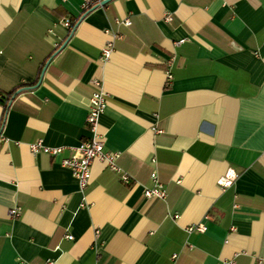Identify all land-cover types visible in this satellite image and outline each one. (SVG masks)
<instances>
[{"label": "crops", "instance_id": "0c3cea01", "mask_svg": "<svg viewBox=\"0 0 264 264\" xmlns=\"http://www.w3.org/2000/svg\"><path fill=\"white\" fill-rule=\"evenodd\" d=\"M81 12L0 0V94L24 88L0 101V264H264V0H112L64 26ZM94 79L132 181L95 161L82 191L59 161L91 137ZM152 172L165 200L143 195Z\"/></svg>", "mask_w": 264, "mask_h": 264}, {"label": "built area", "instance_id": "2783aa9c", "mask_svg": "<svg viewBox=\"0 0 264 264\" xmlns=\"http://www.w3.org/2000/svg\"><path fill=\"white\" fill-rule=\"evenodd\" d=\"M105 0H82V12L91 11L94 8H101ZM170 15L165 17L166 21H170ZM117 25H131L130 19H115ZM64 22L66 28H71L72 21L67 19ZM120 35L115 32L112 34V38H119ZM113 52V40H110L102 47V59L108 60ZM172 79L170 71H167V83ZM93 91L88 100L86 125L91 133V137L80 143L76 148L71 149V153L68 157L60 158L59 163L61 166L70 170L73 177L77 180L79 188L84 191L91 179V167L95 161H99L105 165V167L117 174H119L120 179L125 184H130L131 177L120 169L118 165V159L120 157L119 152L109 151L105 147V142L103 135L100 133L99 120L101 115L104 113L106 108V94L104 92L103 84L101 80H93ZM0 94V99H2ZM3 101H6L4 98ZM157 133H161V130H156ZM29 148L33 153H44L52 157H59L63 154L65 148L63 147H50L43 143L42 140H37L29 144ZM152 186L144 188L143 195L146 199H160L165 200L167 197V191L163 184L161 183L156 172L151 173ZM237 178V174L233 171L227 172L224 176L217 179V185L221 190L230 188ZM11 215L17 213V209L11 210ZM205 226L203 224H197L190 226L188 228L189 232H203L205 231ZM68 240L72 239L71 235H67ZM176 258V254L172 256ZM228 264H235L233 260L228 262Z\"/></svg>", "mask_w": 264, "mask_h": 264}, {"label": "trees", "instance_id": "16d2710c", "mask_svg": "<svg viewBox=\"0 0 264 264\" xmlns=\"http://www.w3.org/2000/svg\"><path fill=\"white\" fill-rule=\"evenodd\" d=\"M88 12H89V11H83V12H81V14H80V16L78 17V19H77V20H74V21L72 22V26H71V28L74 27V25L77 23V21H78L79 19H82V18H83ZM23 89H24V88H19V89H17V90L12 91V92H11L10 94H8V96L5 98L6 101L9 102V100L15 98L20 92H22ZM2 97H3V96H2ZM3 100H4V97H3L2 99H0L1 102H3ZM4 102H5V101H4ZM5 104H6V103H5Z\"/></svg>", "mask_w": 264, "mask_h": 264}, {"label": "water", "instance_id": "95a60500", "mask_svg": "<svg viewBox=\"0 0 264 264\" xmlns=\"http://www.w3.org/2000/svg\"><path fill=\"white\" fill-rule=\"evenodd\" d=\"M110 1H112V0H105V1H103V4H106V3L110 2Z\"/></svg>", "mask_w": 264, "mask_h": 264}]
</instances>
